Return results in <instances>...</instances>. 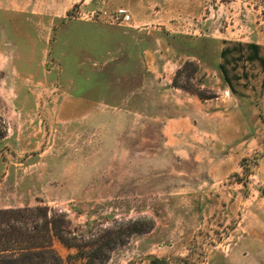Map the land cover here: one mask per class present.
Masks as SVG:
<instances>
[{
	"label": "rangeland",
	"instance_id": "1",
	"mask_svg": "<svg viewBox=\"0 0 264 264\" xmlns=\"http://www.w3.org/2000/svg\"><path fill=\"white\" fill-rule=\"evenodd\" d=\"M263 190L264 0H0V262L264 264Z\"/></svg>",
	"mask_w": 264,
	"mask_h": 264
},
{
	"label": "trees",
	"instance_id": "2",
	"mask_svg": "<svg viewBox=\"0 0 264 264\" xmlns=\"http://www.w3.org/2000/svg\"><path fill=\"white\" fill-rule=\"evenodd\" d=\"M102 248H97L95 250H93L89 255H88V259L86 260L85 264H98L99 262H101V257H102V253L103 250H101ZM12 262V260H2L0 262V264H10ZM30 264V263H29ZM38 264V263H36Z\"/></svg>",
	"mask_w": 264,
	"mask_h": 264
},
{
	"label": "built area",
	"instance_id": "3",
	"mask_svg": "<svg viewBox=\"0 0 264 264\" xmlns=\"http://www.w3.org/2000/svg\"><path fill=\"white\" fill-rule=\"evenodd\" d=\"M112 19L118 20L119 24H128L131 20V15L128 10L124 7H119L115 10L112 15Z\"/></svg>",
	"mask_w": 264,
	"mask_h": 264
},
{
	"label": "water",
	"instance_id": "4",
	"mask_svg": "<svg viewBox=\"0 0 264 264\" xmlns=\"http://www.w3.org/2000/svg\"><path fill=\"white\" fill-rule=\"evenodd\" d=\"M263 192H264V190H263Z\"/></svg>",
	"mask_w": 264,
	"mask_h": 264
}]
</instances>
